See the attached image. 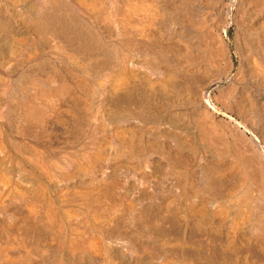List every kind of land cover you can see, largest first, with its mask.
Returning <instances> with one entry per match:
<instances>
[{
    "label": "bare ground",
    "instance_id": "obj_1",
    "mask_svg": "<svg viewBox=\"0 0 264 264\" xmlns=\"http://www.w3.org/2000/svg\"><path fill=\"white\" fill-rule=\"evenodd\" d=\"M0 264H264V0H0Z\"/></svg>",
    "mask_w": 264,
    "mask_h": 264
},
{
    "label": "rangeland",
    "instance_id": "obj_2",
    "mask_svg": "<svg viewBox=\"0 0 264 264\" xmlns=\"http://www.w3.org/2000/svg\"><path fill=\"white\" fill-rule=\"evenodd\" d=\"M234 71H235V69H234Z\"/></svg>",
    "mask_w": 264,
    "mask_h": 264
}]
</instances>
